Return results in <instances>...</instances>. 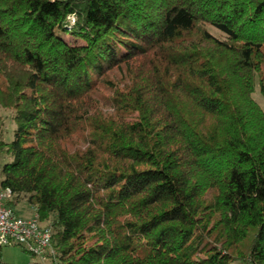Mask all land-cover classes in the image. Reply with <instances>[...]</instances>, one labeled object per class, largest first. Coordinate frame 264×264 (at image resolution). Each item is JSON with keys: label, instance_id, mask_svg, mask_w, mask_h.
<instances>
[{"label": "trees", "instance_id": "trees-1", "mask_svg": "<svg viewBox=\"0 0 264 264\" xmlns=\"http://www.w3.org/2000/svg\"><path fill=\"white\" fill-rule=\"evenodd\" d=\"M257 86L264 0H0L6 203L62 264H264Z\"/></svg>", "mask_w": 264, "mask_h": 264}, {"label": "built area", "instance_id": "built-area-1", "mask_svg": "<svg viewBox=\"0 0 264 264\" xmlns=\"http://www.w3.org/2000/svg\"><path fill=\"white\" fill-rule=\"evenodd\" d=\"M11 196V189L0 183V246L20 245L39 261L62 264L56 260L51 228L37 216L24 217L8 206L6 201Z\"/></svg>", "mask_w": 264, "mask_h": 264}, {"label": "rangeland", "instance_id": "rangeland-1", "mask_svg": "<svg viewBox=\"0 0 264 264\" xmlns=\"http://www.w3.org/2000/svg\"><path fill=\"white\" fill-rule=\"evenodd\" d=\"M66 39L70 42H74L75 38L68 35ZM254 97L257 99V101L262 105L264 108V97L260 92V88L257 86L256 90L254 92ZM0 114L3 118V132L5 131V140L11 141L14 138V128H15V122L12 119V111L3 109L0 107ZM27 203L23 202L19 208H29L26 206ZM31 212V211H30ZM27 214V213H25ZM32 213L24 215L20 213V215L24 217H29ZM3 253V260L7 264H29L33 261H36L37 259L34 256H31L28 252H26L20 245H10L5 246L2 248ZM46 264H50V261H46Z\"/></svg>", "mask_w": 264, "mask_h": 264}, {"label": "crops", "instance_id": "crops-1", "mask_svg": "<svg viewBox=\"0 0 264 264\" xmlns=\"http://www.w3.org/2000/svg\"><path fill=\"white\" fill-rule=\"evenodd\" d=\"M23 210H22V214H24V215H27V214H30L31 212L29 211V209H27V208H22ZM25 213H27V214H25ZM28 216V215H27Z\"/></svg>", "mask_w": 264, "mask_h": 264}]
</instances>
